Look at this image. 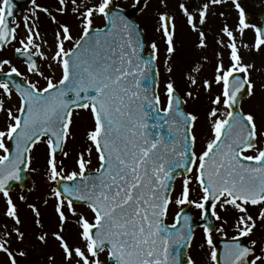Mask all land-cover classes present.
Instances as JSON below:
<instances>
[{
	"label": "snow or ice",
	"instance_id": "6c2138e0",
	"mask_svg": "<svg viewBox=\"0 0 264 264\" xmlns=\"http://www.w3.org/2000/svg\"><path fill=\"white\" fill-rule=\"evenodd\" d=\"M24 2L0 0V264H264V20Z\"/></svg>",
	"mask_w": 264,
	"mask_h": 264
},
{
	"label": "flooded vegetation",
	"instance_id": "af4514ba",
	"mask_svg": "<svg viewBox=\"0 0 264 264\" xmlns=\"http://www.w3.org/2000/svg\"><path fill=\"white\" fill-rule=\"evenodd\" d=\"M243 3L254 22L259 23L261 20H264V0H243ZM249 38H251V33H249ZM191 211L196 221H198V210L192 209ZM197 236H199V229L197 230ZM253 238L255 239L256 237ZM221 240L223 239H220V241Z\"/></svg>",
	"mask_w": 264,
	"mask_h": 264
},
{
	"label": "rangeland",
	"instance_id": "374dc122",
	"mask_svg": "<svg viewBox=\"0 0 264 264\" xmlns=\"http://www.w3.org/2000/svg\"><path fill=\"white\" fill-rule=\"evenodd\" d=\"M117 2L127 5V4L131 3V0H117ZM136 18L140 19L142 23H147V24L151 23V20H150V18L148 16L141 17V15L139 13H136ZM8 55L11 56V50H9ZM34 166H39V162H37V164H35ZM32 180L35 181V183L37 185H40L42 183V175L40 173L33 174L32 175ZM21 191L17 188L15 193H13V195L15 196L17 193H20ZM24 194H28L27 191H24ZM22 211H23V209H22Z\"/></svg>",
	"mask_w": 264,
	"mask_h": 264
},
{
	"label": "water",
	"instance_id": "95a60500",
	"mask_svg": "<svg viewBox=\"0 0 264 264\" xmlns=\"http://www.w3.org/2000/svg\"><path fill=\"white\" fill-rule=\"evenodd\" d=\"M14 2L17 4V6H18V8H17V11H18V13L21 11V6L22 5H24V4H26L25 2H24V0H14ZM31 183H29V185H30ZM28 185V186H29ZM20 189H21V187H20Z\"/></svg>",
	"mask_w": 264,
	"mask_h": 264
}]
</instances>
